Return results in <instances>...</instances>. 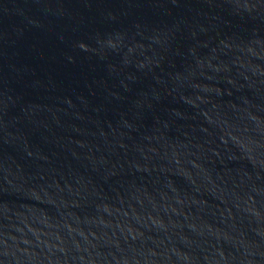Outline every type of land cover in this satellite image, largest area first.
<instances>
[{"label":"water","instance_id":"obj_1","mask_svg":"<svg viewBox=\"0 0 264 264\" xmlns=\"http://www.w3.org/2000/svg\"><path fill=\"white\" fill-rule=\"evenodd\" d=\"M0 264H264V0H0Z\"/></svg>","mask_w":264,"mask_h":264}]
</instances>
